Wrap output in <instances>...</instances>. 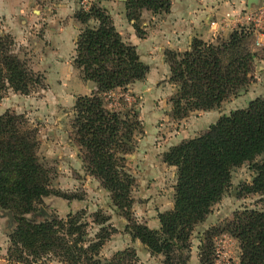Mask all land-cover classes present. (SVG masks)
<instances>
[{
  "label": "trees",
  "instance_id": "trees-1",
  "mask_svg": "<svg viewBox=\"0 0 264 264\" xmlns=\"http://www.w3.org/2000/svg\"><path fill=\"white\" fill-rule=\"evenodd\" d=\"M123 2L125 16L133 24L142 10L167 13L171 6V0ZM74 16L83 27L74 42L73 63L96 85L89 95L78 96L72 106L70 127L83 167L107 191L115 211L128 222L126 228L133 238L152 254H163L167 264H187L191 233L231 187L234 167L248 163L253 172L238 196L264 193V97L222 115L204 133L162 153V161L176 168L173 206L158 212L159 227L150 228L131 217L135 179L125 163L136 135L142 132V123L135 111L108 109L102 97L106 91L124 89L142 78L146 67L135 46L123 39L112 16L99 3L77 10ZM243 38V31L234 30L220 44L196 38L189 50L167 53L169 81L176 86L170 98L174 119L192 110L219 107L249 83L255 54L242 48ZM42 83V76L13 53L9 41L0 35V92L11 88L26 94ZM38 145L37 129L27 125L23 115L11 111L0 114V210L11 211L16 222L8 235V258L15 264H29L23 255L27 252L36 258L50 254L65 264H130L134 256L130 249L117 251L110 258L100 255L115 231L105 224L109 215L101 210L89 216L84 209L63 217L51 214L40 221L25 217L52 194L81 199L51 188V168L41 161ZM88 217L100 225L93 236ZM221 232L238 240V264H264V207L236 210L227 221L202 232L198 247L202 263L212 264V238Z\"/></svg>",
  "mask_w": 264,
  "mask_h": 264
},
{
  "label": "rangeland",
  "instance_id": "rangeland-1",
  "mask_svg": "<svg viewBox=\"0 0 264 264\" xmlns=\"http://www.w3.org/2000/svg\"><path fill=\"white\" fill-rule=\"evenodd\" d=\"M123 1L0 0V35L9 41L13 53L42 76L43 82L42 85L32 86L26 94L11 88L1 91L0 114L5 111L21 114L27 125L37 129V152L41 161L51 168V188L68 196H81V199H68L49 195L25 214L26 218L40 221L51 214L63 217L79 209H84L89 216L101 210L109 215L105 224L115 229L100 250L102 257L110 258L117 251L130 249L134 252L130 264H167L163 254H152L140 240L132 237L126 228L128 222L115 211L107 191L83 167L70 127L72 106L78 96L89 95L96 85L85 79L82 70L73 63L74 42L83 27L74 14L79 9L87 10L93 2L99 3L112 16L123 39L135 46L146 67L142 78L134 80L124 89L106 91L102 97L108 109L135 111L142 123V132L136 135L134 147L126 155L125 162L135 179L130 213L135 221L158 228V212L173 206V185L176 180V168L162 161V153L184 139L204 133L222 115L245 107L248 101L256 97H264V44L260 43L264 38V0L251 2L250 5L246 0L247 8L242 14L234 16L235 20H231L229 13L211 18L208 28L212 38L191 35L183 40L184 48L162 43L164 30L168 29L171 19L168 14L170 10L167 13L142 10L133 24L125 16ZM226 29L229 30L223 33ZM234 30L244 32L241 46L255 54L249 72L252 79L237 95L223 100L219 107L192 110L185 117L174 119L170 98L176 86L169 81L171 74L167 53L189 50L196 38L205 43L220 44L228 40ZM260 64L261 69H258ZM252 176L248 163L232 169L231 187L191 233L187 264H208L200 261L198 249L202 232L207 228L227 221L236 210L264 207V193L237 195L241 186L249 183ZM6 212L0 210V264H15L14 260L8 258L7 249L8 235L16 222L13 215L9 218ZM88 220V230L93 236L100 225L92 223L91 217ZM212 242V264H238L240 246L235 237L221 232L213 236ZM23 255L28 258L29 264H65L50 254L39 258L27 252Z\"/></svg>",
  "mask_w": 264,
  "mask_h": 264
},
{
  "label": "crops",
  "instance_id": "crops-1",
  "mask_svg": "<svg viewBox=\"0 0 264 264\" xmlns=\"http://www.w3.org/2000/svg\"><path fill=\"white\" fill-rule=\"evenodd\" d=\"M246 8V0H171L168 13L171 19L168 29L164 30L165 38L162 39V43L165 46L184 48L185 38L191 35L204 39L212 38L208 20L226 13L231 15V20H235L234 16L242 14ZM228 30H224L223 33ZM261 65L257 68L261 69Z\"/></svg>",
  "mask_w": 264,
  "mask_h": 264
},
{
  "label": "water",
  "instance_id": "water-1",
  "mask_svg": "<svg viewBox=\"0 0 264 264\" xmlns=\"http://www.w3.org/2000/svg\"><path fill=\"white\" fill-rule=\"evenodd\" d=\"M251 2L256 3L257 0H248V4H249V5L251 4ZM6 213H7V216H8L9 218H12V213H11V211H7ZM45 215H46V214H45ZM47 217H48V216H47Z\"/></svg>",
  "mask_w": 264,
  "mask_h": 264
},
{
  "label": "built area",
  "instance_id": "built-area-1",
  "mask_svg": "<svg viewBox=\"0 0 264 264\" xmlns=\"http://www.w3.org/2000/svg\"><path fill=\"white\" fill-rule=\"evenodd\" d=\"M263 37H264V36H263ZM262 40H263V42H262V41H260V43H261V44H264V38H262Z\"/></svg>",
  "mask_w": 264,
  "mask_h": 264
}]
</instances>
